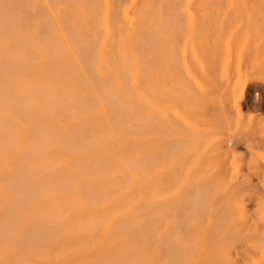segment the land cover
Wrapping results in <instances>:
<instances>
[{
  "label": "bare ground",
  "instance_id": "obj_1",
  "mask_svg": "<svg viewBox=\"0 0 264 264\" xmlns=\"http://www.w3.org/2000/svg\"><path fill=\"white\" fill-rule=\"evenodd\" d=\"M33 1L34 0H0V162L5 156H8L7 153L9 152L13 153L12 156L15 158L13 167L8 169L7 167H9V165H7L6 168L0 167V264H31L30 260L34 256L41 260V264H56L52 261V253L55 254V258H57V254L63 256V254L67 253L70 249V246L67 245L69 234L72 235L74 232L77 233L91 226L96 227L98 224L104 223L103 221L106 222V217L114 213L119 206L121 208V205L125 204L123 202L127 201L126 199L129 198L127 195L132 192L131 190L125 197L122 193L117 194L120 190L122 191L120 183H117L116 179H114V181L109 179L105 181V177L107 171L115 172L121 170V166L123 167V165L128 162V165H126V167L124 166V168H127V172L121 171L124 179L127 181L131 180L129 182L130 184L135 176L130 174L131 167L133 166L136 169L135 172H137V169L142 170L141 167H139L143 165L140 164V159L135 158L130 162V154V159H124L120 154L116 153L118 148L112 145L115 141L121 139L123 142H127L129 146H132L131 144L134 142L133 139L128 135L120 138H116L115 136L107 137L109 133V135H111L110 129L98 128V125L99 127L103 125L105 119H111L112 125L117 129V133L118 130L122 131L123 129H129L131 131H136L138 127L142 128L139 124L141 118H139L140 116H138L137 113L141 103L139 104L138 101H133L130 98L131 96L127 97L129 94L128 87H130V77L132 82L135 79L134 73L129 74L128 72L134 67L135 60L129 56V52L125 48L128 44H125L126 46L123 48L120 47V40L124 38V36L122 37L121 34H118V36L117 34L109 35L108 30L112 28L110 24L118 22L126 26L125 28L121 27L120 30L128 32L125 38H131L132 40L133 38H138L139 31H146V33L144 32L146 34L144 40L142 42L137 41L136 45H138V47H136L138 51L136 50V53L140 52V50H145V48L149 47L152 43L158 48V50L156 49V55H160L161 58L167 57L171 59L170 53L166 50V37L163 34H168L167 31L171 33L172 29L174 31H185L187 29L186 25L192 30L196 6L200 7L212 2V0H198V4L194 7L197 0H187L186 3H184V0H49L52 8L57 6V12L50 10L52 14L51 17V14L47 12V9L44 7V3L46 8L48 7V0H42L41 3H36L35 5H37L38 8L36 11L33 9L29 10ZM97 4H99L101 10L103 9L102 11L100 10V13L99 8L96 11L95 5ZM184 4L187 8L181 11ZM215 5L218 6V3H215ZM16 7H18L20 11H23L22 17L25 22L24 25L17 23L21 16L18 12H13ZM206 7L207 6L204 8ZM61 8L64 9V11L60 12ZM54 13H56V15H54ZM34 14L43 16H41L43 23V33L42 31L41 33L43 35L47 34V36H34V34H38V31L36 33L34 32L32 35V26L30 28L28 23L32 22ZM44 14L47 16H44ZM84 15H87V17L88 15L96 16L90 35L82 32V23L85 20L83 17ZM215 15L216 13L214 16ZM68 17H72V20L71 18L68 19ZM88 18L90 19V17ZM36 19H38V17ZM54 22L59 24L64 23L66 26L63 28L59 27L61 31L53 35L50 33L53 31V27H55ZM84 22L87 23L86 21ZM175 24L177 27L174 26ZM87 25L89 26V24ZM54 29V31H57V28ZM199 29L200 27L195 30L198 32ZM216 29L217 28H215V30ZM62 30H65V33H63ZM217 30L215 32H217ZM124 31H122V33ZM174 35L176 34L173 32V34L168 37L171 39L174 38L175 40ZM180 35L182 36L181 33ZM186 37L187 36L183 38L184 41L182 42L184 46L187 44V42H185ZM107 38H111V41L108 40V42L110 41L109 43L105 41ZM188 38L192 37L189 35ZM10 39L12 40V44H7ZM63 39L68 40V42L63 44ZM230 41L231 38L228 37L226 45L229 46ZM10 45H14L17 48H26L28 52L25 53L23 51L21 53L18 51L17 53L15 52L16 54H13L9 49ZM130 45L132 46L133 44L130 43ZM133 48L134 50L136 49L135 47ZM74 51L77 58L79 57V59L75 60L83 62L84 68L86 69L85 71L89 72L87 75L84 73L86 76L83 75L81 77L78 75L80 77V79H77L80 82V91L70 88L68 84H65L67 82L55 80V77L61 72L59 68L62 69L64 73L63 77L66 79L68 77L70 78V72H72V75L73 71L76 73V70L77 73H80L81 69H77L79 68L78 66L74 67L73 64L70 65L68 63L70 61L65 59L66 56L73 59ZM63 56L65 57L63 58ZM137 57L140 58L139 55H137ZM161 58L159 57L160 60ZM151 60H153V58ZM150 64L152 63H149V65ZM113 69L119 73L122 79L127 81H116L114 79L115 75L111 73L114 71ZM166 69L167 68H165V70ZM26 71H32V74L28 76L30 72L27 73ZM23 73L27 74V76ZM142 77L144 76L142 75ZM88 78H91L92 82L91 79L89 81ZM27 79L28 82H26ZM44 79H47V81ZM22 80L26 82L27 87H20L21 84L19 85L18 82H22ZM245 83L246 82H244L240 88L242 92L245 88ZM16 84L19 85V87L16 86ZM92 84L95 87L94 89ZM138 84L140 85V83ZM192 86H194L193 83ZM137 87L139 86L137 85ZM133 96L136 95L133 94ZM196 103H198V101H196ZM142 107H140V109H142ZM10 109L14 112L10 113ZM90 110H94V113L91 114ZM77 111H85V114L82 115V118L73 122V124L78 125L75 130H66L67 121L69 122L77 119L76 116H73V118L69 116L75 115ZM117 112H122V115L117 116ZM46 114L51 115V119L41 118ZM107 114H109V116H106ZM151 115L152 114L149 113L147 119L149 121L152 119L155 125L160 126L158 130L167 137L162 138L164 146L161 148L160 153L157 155H146L144 161L147 162L148 165L151 164L153 167L155 161H157L156 159L160 158L164 161L165 158L173 153H179L182 157H186L193 141L190 134L179 128H169L167 127L168 125L165 124V121L162 119L159 120V118L153 119ZM30 117L36 119L33 120L30 119ZM14 121L16 124L18 121H25L24 123L18 122L20 126L21 124L24 126L22 132L13 127L14 125H12V122ZM108 122H110V120ZM108 125L110 124L108 123ZM164 126L166 129H163ZM92 127L96 129L93 130ZM125 132L126 130L124 134ZM119 133L121 134L122 132ZM172 136H180V138H173ZM111 141H113V143ZM68 146L70 148H68ZM125 147H127V145H125ZM131 148L132 147H130L129 150H131ZM120 150H122V148ZM125 152L128 151L125 149ZM109 154H112L111 157ZM250 161L253 163L254 167H257L255 157H251ZM151 166L149 165V167ZM178 175H181V172H175L168 183H176ZM120 176L122 175L120 174ZM137 176L136 178H138ZM223 180L215 178L212 182H205L200 188L196 189L197 192L195 194L189 195V203L181 209L178 208L180 209L179 212L177 210L175 213L178 212L176 215L179 214L180 218L182 216H189L190 218L175 219L176 228L172 231L177 230L178 233H193V227L187 223L189 220H192L191 218L194 217L193 215H201L206 207L208 211L210 198L214 196L218 197L221 191L216 193L214 190L222 186ZM134 181L135 180H133V182ZM122 183L124 184V182ZM141 187L142 186L138 188L140 189ZM212 191L215 192V195ZM141 193L140 195H142ZM143 194L147 195L146 193ZM158 202L156 201L155 203ZM108 203L112 209L110 214L108 212L104 213L101 210V208ZM152 204L150 203V205ZM164 204L162 203L165 208L166 206ZM167 204L170 205L171 203ZM145 205L144 208L147 207V204ZM174 206L177 207V205ZM149 209H151V207H149ZM134 212L137 213L135 210ZM149 213L151 214L150 216L154 217L153 214L156 212L151 211ZM156 219L158 220V218ZM203 219L200 218V220ZM230 219V216H224L220 221H224L225 223L226 221L230 222ZM139 220L140 219L134 217L123 218L115 222V225L110 224L112 223L110 222L108 228L113 227L110 230H114V228L117 230L119 229L118 231L121 233L139 224L138 227L136 226V231L142 233H139V237L142 238L144 243L145 240L143 239L148 238L147 231L151 228V225H149V227L142 226ZM142 220L145 221L144 218ZM159 222L162 223L161 221H158V223ZM218 225L224 232H226L227 228H230L227 225H222V223ZM96 231H98V229H96ZM96 231L95 233L99 232ZM134 231L135 229L131 230V233L133 234ZM172 231L164 235L165 237L163 236L165 243L162 240L164 243L162 246L164 248L161 247V249H165L164 252L166 255L164 254V256H167L168 259L165 257L164 261H160L156 264H211L216 261L225 264L229 263L226 250H223L224 243L218 242L215 250H206L200 253L197 251L194 253L191 250L194 245L186 243L188 239L193 238V236H188L186 239L187 241H180L178 235L170 233ZM131 233H128L130 238ZM121 234L123 235L125 233L122 232ZM253 234L254 236L250 233L243 234L242 237L245 238L249 236L250 238L255 237L264 239V231L260 235L256 233ZM107 235H109V233H107ZM179 235L182 237L185 236L182 233ZM229 235L234 237V234ZM121 236L119 237L121 238ZM128 236L126 237L129 238ZM227 236L228 235L225 237ZM90 238L94 240L92 236L89 237L88 241L90 242H88V246L91 245L90 243L93 244ZM107 238H109V236H107ZM62 239H65L66 242L60 245L58 242ZM125 240L127 239L125 238ZM259 240L256 239L257 242L255 243V252L257 256L252 260L257 264H260L264 259V248H261ZM111 241L110 243L112 244ZM84 242L85 241L80 242L82 243L81 246H87ZM126 242L128 241H125V243L122 241L124 244L121 243V245L126 247ZM145 243H147V241ZM53 245H57V251L55 252L51 251ZM146 245L150 247L153 246L149 244ZM141 247H143L142 244L138 248L140 249ZM194 248L195 247H193V250ZM96 252L99 254L97 257H92V253H89L91 258L89 256L87 257L91 262L88 261V264H147L149 260V255L147 254H138L140 255L139 258L136 254V259H134L132 254L129 255V257L124 256V254L121 253V249L117 246H112V248L107 251H105L103 247H99ZM148 252L150 253V251ZM136 253L138 252L136 251ZM197 253L198 256H194Z\"/></svg>",
  "mask_w": 264,
  "mask_h": 264
},
{
  "label": "rangeland",
  "instance_id": "obj_2",
  "mask_svg": "<svg viewBox=\"0 0 264 264\" xmlns=\"http://www.w3.org/2000/svg\"><path fill=\"white\" fill-rule=\"evenodd\" d=\"M186 1L187 0H184V3H186ZM246 1L212 0L210 4L198 7L196 6L198 4L197 0L194 5V7L196 6V9L193 20V29L191 30V28L186 25L187 29L185 31H174L173 29H170L171 33H169L170 31H167L169 35L173 34V32L176 34L174 35L175 40L174 38L171 39L168 37L169 35L167 33L163 34L166 37V50L170 53L171 59L167 57L161 58L160 55H156L158 48L152 43L149 45V47L145 48V50H140L141 53H136V50L138 51V45H136L137 41L142 42L144 40L146 31H144L145 33L139 31V40L138 38H133L132 40L131 38H125L126 33L128 32L122 30L124 31L122 33L120 30L121 27L125 28L126 26L118 22L110 24L112 28L111 30H108L109 35L117 34L118 36V34H121L122 37L124 36V38H121L120 40V47L123 48L126 46L125 44H128V46L125 48L129 52V56L135 60L134 67H132V69L128 72L129 74L134 73L135 79L132 82L130 77L129 82L131 88L128 87L129 94L126 96H131L130 98L133 101H138L139 104L141 103L140 107L143 106L142 109L139 107L137 110L138 116L141 118L139 120V124L142 126V128L138 127L139 129L137 128L136 131H131L129 129H123L122 131L118 130L117 133V129H115L112 125L111 119H105V121H103V125L100 127L98 125V128H109L111 135H109V133L107 137L115 136L116 138H120L126 135L131 137L134 141L131 144L132 146H129L127 142H123L121 139L120 140L123 143L120 140L115 141V143H113V141L111 142L113 143V147L118 148L116 153L120 154V156H122L124 159L131 158L130 162L135 158L140 159L141 161H138L143 165H140L139 167H141L142 170L137 169V172H135L136 169L133 166L131 167L130 174L135 176L133 179L131 178L132 183L130 184L129 182L131 180L127 181L124 179L121 171L123 170L124 172H127V168H124V166L126 167L128 162L125 163L123 167L121 166V170L115 172L107 171L105 181L108 179L114 181V179H116V182L120 183L122 187V191L120 190L117 194L122 193L125 197L126 194H128L131 190L132 192L130 193L132 194L129 193L127 195L129 198L126 199L127 201L124 200L125 202H123L125 204H122L123 206L121 205V208L119 206L114 213H111V215H109L110 212H112L109 203L105 204L106 207L104 206L101 208L102 212L109 213V216L106 217V222L103 221L104 223L100 225L98 224L97 226L95 225L96 227L91 226L88 229L81 230L77 233L74 232L72 235L69 234L67 245L70 246V249L66 254H63V256L57 254V258H55V254L52 253V261H54V263L65 264L68 262L67 264H88L91 261L87 256L90 258L91 256L97 257L99 254L96 252V250L99 247H103L104 250L107 251L111 249L112 246H117L120 248L121 253H123L124 256L129 257V255L132 254L134 259L137 258L138 254L149 255L147 264H156L160 261L162 262L165 260V257L168 259L167 256H164L165 249L163 250L164 247L162 244H164L165 241L163 236L176 228V220L181 218H190L189 216H182L180 218V215H176V213H178L182 207L189 203V195L195 194L197 192V188H200L205 182H212L213 179L219 178L222 180L224 179V182L221 184L222 186L218 189H213L216 193L221 191L218 197H211L209 201L210 204H208V211L206 207L205 211L201 215H193L194 217L191 218L192 220H189L187 223L193 227V233L181 232L183 235H185L183 237L179 235L181 233H178L177 230L170 233L173 235H178L180 237H178L180 241L186 240L188 236H193V238H189L188 241L186 240V243L194 245L193 247H195L194 250L196 251L193 250V247L192 249L190 248L194 253L197 251L200 253L206 250H215L216 244L221 242L224 243L223 250H226L227 258L229 260L228 264H257L252 260H254L253 258L257 256V253L255 252V243L257 242L256 239L259 240L260 238H250L249 236L244 238L242 235L249 233L252 236H254L253 233L260 235L264 231V2L263 0ZM41 2L42 0H34L29 10H38L37 5L35 4ZM215 3H218V6L215 5ZM47 6L48 7L46 8L44 3L45 9H47V12L50 14L51 11L57 12V6L52 8L49 0ZM205 6L207 7L204 8ZM95 7L96 11L99 8V13L103 10L100 9L99 4L95 5ZM186 8L187 6L184 4L181 8V11H184ZM62 11H64V9L61 8L60 12ZM13 12H18L21 16L17 23L24 25L25 22L22 17L23 11H20V9L16 7L14 8ZM215 13L216 15L214 16ZM54 15H56V13H54ZM39 16L41 17L42 15L34 14L32 22L28 24L30 25V28L32 26V35L34 32L36 33L38 31V34H34V36L45 37L47 34H42L43 23L41 19L43 16L41 18ZM44 16L47 15L44 14ZM59 16L62 17L61 15ZM37 17L38 19H36ZM83 17L85 18L84 21L87 23L83 21L82 32L84 34L90 35V33H92L91 29L93 28L92 25L94 26V20L96 16L94 17L93 15H88L90 19L87 17V15H84ZM70 18L72 20V17H68V19ZM251 23L254 27L251 25ZM63 24L64 23L59 24L54 22L55 27H53V31L48 33L53 35L57 34L61 31L59 27L63 28L66 26V24ZM87 24H89V26ZM174 26L177 27L176 24ZM199 27L200 29L197 32L195 29ZM54 28H57V31H54ZM215 28H217L219 31L216 29L217 32H215ZM62 32L65 33V30H62ZM189 35L192 38H188ZM185 36H187L185 41L187 44L184 46L182 45V42L184 41L183 38ZM228 37L231 38L229 46L226 45ZM108 40L111 41V38H107L105 40L106 43L110 42H108ZM65 42H68V40L63 39V44ZM9 43L12 44L11 39L8 40L7 44ZM130 43L133 45L131 46ZM133 47L136 49L134 50ZM9 49L13 54H16L18 51L21 53L23 51L25 53L28 52V49L24 48V50L23 48H17L14 45H10ZM137 55H139L140 58H138ZM64 57L65 56H63V58ZM74 57L72 59L69 56H66L65 59L70 61H67L70 65L73 64L74 67L78 66L79 68L77 69H83L82 72L80 70V73H77L76 70L77 74L73 71V75L71 74L72 72H70L71 79L69 77V79H66L63 77L64 73L62 72V69L59 68L61 72L57 77H55V80L67 82L65 84H68L70 88L80 91V82L77 79H80L79 76H86L89 72L85 71L86 69L84 68L85 66L83 62L75 60L79 59V57L77 58L75 51ZM152 58L153 60H151ZM149 63L152 64L149 65ZM165 68L167 69L165 70ZM115 71L116 70L112 71L111 73L112 75H115L114 79L116 81H127L122 79V77L119 76V73ZM26 72L29 73L30 71ZM23 74L27 76V74ZM31 74L32 71L30 74H28V76ZM142 75L144 77H142ZM90 79L91 78H88L89 81ZM44 80L47 81V79ZM26 82H28V79ZM26 82L22 80V82H18V84H21L20 87H27ZM191 82L194 86H192ZM244 82L246 83L242 92L240 88ZM138 83H140V85ZM19 85L16 84L18 87ZM137 85L139 87H137ZM234 86L236 91L234 90ZM92 87L93 89L95 88L93 84ZM133 94L136 96H133ZM196 101H198V103H196ZM9 112L12 113L14 111L10 109ZM90 112L92 114L94 113V110H90ZM148 112L152 114L151 117H153V119L159 118V120L162 119L165 121V124L168 125L167 127L179 128L182 131L190 134V137L193 139V141L186 157H182L179 153H173L169 157L165 158L164 161H162L160 158L156 159L157 161H155L153 167L151 164H149L151 166L149 167L147 162L144 161L146 155L159 154L161 148L164 146L162 138L167 136L161 134L160 130H158L160 126L155 125L152 122V119H150V121L147 119L149 114ZM83 114H85V111H77L75 115L69 116L70 118L76 116L77 119L69 122L67 121V125L65 127L66 130H75L78 125L73 124V122L79 118H82ZM119 115H122V112H117V116ZM106 116H109V114ZM41 118L51 119V115L46 114ZM30 119L35 120L36 118L30 117ZM109 120L110 122H108ZM18 122L22 123L23 121ZM18 122L16 124L14 121L12 122V125H14L13 127H15L18 131L21 130L20 132H22L24 126H22V124L20 126ZM108 123L110 125H108ZM92 128L93 130L96 129L95 127ZM163 129H166V127L164 126ZM125 130L126 132L124 134ZM119 132L122 133L120 134ZM172 137L180 138V136ZM124 143L127 145V147H125ZM120 147L124 151L120 150ZM130 147H132L131 150H129ZM68 148L70 147L68 146ZM125 149L128 152H125ZM7 155L8 156H5L0 162L1 168H6L7 165H9L7 169L14 166L15 158L12 156L13 153L9 152ZM111 155L112 154H109L110 157ZM251 157H255L257 167H254L253 163H251ZM177 171L181 172V175H178L176 179L177 182L168 183L169 179ZM120 174L122 176H120ZM136 176L138 178H136ZM133 180L135 181L133 182ZM122 182H124V184ZM126 183L130 186H128ZM138 185L142 187L139 189L138 187L140 186ZM214 191L212 192L215 195ZM140 193L144 196L140 195ZM143 193H146L148 196ZM156 201L159 202L155 203ZM161 202L163 204L165 203L164 205L167 208H164ZM150 203L154 204L150 205ZM167 203L171 204L168 205ZM145 204H147L148 208H144V206H146ZM173 204L177 205V207ZM125 207L128 208L126 209ZM149 207H151V209H149ZM134 210L137 211V213H135ZM177 210L178 212L175 213ZM151 211L156 212L153 214L154 217L150 216L151 214L149 212ZM203 214L204 219L202 217ZM224 216H230L231 221H226L228 222H225L226 224L224 221H220V219H222ZM130 217L140 219L139 223L142 226L149 227V225H151V228L147 231L148 238L143 239L145 240L144 243L147 241L145 246L142 238L139 237V235L142 233L136 231V228L139 226V224L132 226L133 228H128L126 232L122 231L125 233L123 235L121 234L122 232L120 233V231H118L119 229L117 230L114 228V230H110L113 227L108 228L110 222H112L110 224L115 225V222L118 220L120 221L123 218ZM143 218L145 221L142 220ZM156 218H158V220ZM200 218L203 220H200ZM158 221H161L162 223H158ZM221 223L222 225H227L230 228H227L226 232L222 231L220 229L221 227L218 225ZM96 229H98L99 232L96 231ZM134 229V233H136L132 234L131 230ZM95 231L98 233H95ZM107 233H109V235H107ZM128 233H131L132 240L128 236ZM229 234H234V237L230 236ZM226 235L228 236L225 237ZM91 236L94 239L92 240L90 238L93 244L90 243L91 245L88 246L87 244L90 242L88 240ZM107 236H109L110 239L107 238ZM119 236H121V238ZM125 238L127 240H125ZM81 241H85L84 243H86L87 246H81ZM122 241L124 243L125 241H128L126 242V247L121 245ZM259 241L261 248H264V239L261 238ZM65 242L66 240L62 239L58 243L61 245ZM141 244L143 245V247H141L143 250L138 248L141 246ZM146 244L153 246L150 247ZM161 247L163 248L161 249ZM56 248L57 245H53L51 247V251H57ZM136 251L138 253H136ZM148 251H150V253ZM89 253H92L91 256ZM139 256L140 255H138V258ZM194 256H198V253ZM40 261L41 260H39L38 257L36 258L34 256L31 258L30 263L38 264ZM211 264L225 263L216 261ZM260 264H264V259L260 262Z\"/></svg>",
  "mask_w": 264,
  "mask_h": 264
}]
</instances>
